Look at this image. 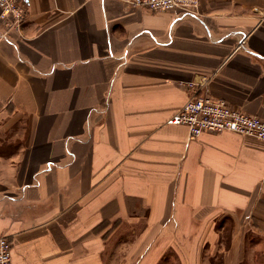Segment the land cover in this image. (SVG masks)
<instances>
[{
	"label": "crops",
	"instance_id": "1",
	"mask_svg": "<svg viewBox=\"0 0 264 264\" xmlns=\"http://www.w3.org/2000/svg\"><path fill=\"white\" fill-rule=\"evenodd\" d=\"M22 1L0 18L13 264H264V141L167 124L195 96L264 121V0Z\"/></svg>",
	"mask_w": 264,
	"mask_h": 264
},
{
	"label": "built area",
	"instance_id": "2",
	"mask_svg": "<svg viewBox=\"0 0 264 264\" xmlns=\"http://www.w3.org/2000/svg\"><path fill=\"white\" fill-rule=\"evenodd\" d=\"M131 2L134 6L151 11L191 12L190 10L197 5L196 0H131ZM26 9L22 0H0V18H13L16 27L25 19ZM167 124L186 126L190 140H195L207 132H232L264 141L263 120L238 111L225 101L210 96L191 97ZM12 250V242L7 237H0V264H13Z\"/></svg>",
	"mask_w": 264,
	"mask_h": 264
}]
</instances>
